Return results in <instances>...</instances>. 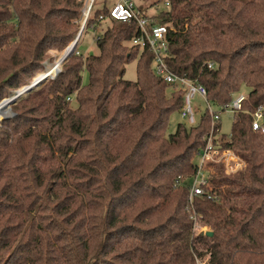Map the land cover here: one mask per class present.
Here are the masks:
<instances>
[{
  "label": "trees",
  "instance_id": "16d2710c",
  "mask_svg": "<svg viewBox=\"0 0 264 264\" xmlns=\"http://www.w3.org/2000/svg\"><path fill=\"white\" fill-rule=\"evenodd\" d=\"M97 1L87 30H101L99 54L73 56L17 101L32 114L0 125V264H264V134L252 126L264 111V0H155L170 8L145 15L169 29V70L203 85L216 110L247 90L231 135L216 133L221 122L215 128L216 145L246 167L226 176L209 165L219 201L195 199L204 235L194 232L188 199L213 118L207 110L166 136L186 91L157 77L153 52L133 45L135 20L110 18L118 0ZM84 2L0 0L5 88L21 89L48 51L68 48ZM134 60L137 80L128 81Z\"/></svg>",
  "mask_w": 264,
  "mask_h": 264
},
{
  "label": "built area",
  "instance_id": "2783aa9c",
  "mask_svg": "<svg viewBox=\"0 0 264 264\" xmlns=\"http://www.w3.org/2000/svg\"><path fill=\"white\" fill-rule=\"evenodd\" d=\"M94 3L95 0H90L86 6L84 12L86 22L90 19ZM165 5L167 8H170L169 2ZM110 18L121 22L135 20L138 23L140 35L133 39V45L139 46L142 49L147 48L153 52L155 56L154 73L157 77L174 88L186 91L184 106L180 114L189 124L195 125L197 122L195 108L192 105L193 99L199 96L207 104L208 112L213 118L212 129L210 135L205 138V147L198 154V162L196 164L197 174L190 180L188 199V212L193 222L194 232L204 235L205 232L200 229L199 216L194 210L195 199L205 197L212 201H219V197L209 188V180L204 174L206 167L211 163H223L231 174L237 173L246 167L245 162L239 156H235L231 150L222 151L216 145V124L221 122V114L224 112L232 113L233 115L242 112L247 95L240 93L228 105L223 106L219 110L214 109L207 98L208 91L203 85L193 82L184 76L176 75L169 70L165 60L169 51V29L166 26L155 25L152 19L142 15L133 0H118L110 10ZM100 19L103 20V16ZM252 117L253 130L261 131L264 134V111L260 109ZM218 132H221V130L217 128L216 133ZM230 160L235 162L233 168H229ZM182 184L183 181L179 179L176 186H181ZM196 262L197 264H208L209 258L205 260L196 259Z\"/></svg>",
  "mask_w": 264,
  "mask_h": 264
},
{
  "label": "rangeland",
  "instance_id": "374dc122",
  "mask_svg": "<svg viewBox=\"0 0 264 264\" xmlns=\"http://www.w3.org/2000/svg\"><path fill=\"white\" fill-rule=\"evenodd\" d=\"M89 1L90 0H85V2H84V7L81 9L80 19L77 22V25H78L77 31H76V34L74 35L73 42L75 41V39L79 35L82 27L85 25V31L83 32L82 38H81V40L79 42V45H78V48H77V51H76V53L74 55L77 58H82L81 56H85L86 57V56H92V55H98L99 54V49H98V46H97V39L99 38V36H101L102 32H101L100 29L87 30V25H88L89 21L86 22L85 15H84L86 6H87ZM95 1H97V0H95ZM105 1L106 0H98L96 2V5L97 6H99L100 4L102 5V2H105ZM114 1H116V0H107L106 2L108 3V7L113 6ZM133 2L137 6V8H139L140 13L142 15H147V16H154V15L158 14L160 11H162V10H164L166 8L165 3H161L157 7L156 6H152V4H153V2H155V0H133ZM107 26H109V24L106 25V27ZM2 34H3L2 36H6L5 39H7L8 36H9L7 33H2ZM1 43H2V41H0V45H1ZM9 51H10V49L7 52H9ZM65 51H66V49L64 51H57V50L48 51L44 61L41 64L42 68L40 70L34 71V77L31 78V79H28L27 84L25 86H23L19 90L10 89L7 86L5 88L3 83H0V104L4 100L15 96L17 94V92H19L22 89H24L25 87L31 85L36 79L40 78L41 76H45L46 74H49V77L46 80V82L48 80H50V79L56 78L58 76V75L56 76V74L59 72V70H60V73L63 70V65L64 64L62 66H60L59 69H57L56 67H57V63L64 56ZM80 54H81V56H80ZM1 57H4V56H1ZM52 68H54V69H52ZM126 69L127 70H126V74H125V79L128 80V81H136L137 80V60H134L129 65H127ZM82 76H83V84L84 85H88V83H89V75H88V72H87L86 69H84V71L82 72ZM2 79L3 78H1L0 80H2ZM242 93L246 94L247 90L243 89ZM28 95L29 94H27L26 96H28ZM71 104H72V107L74 109L77 108V103H75V101L71 102ZM192 105L195 108V112H196L195 115H196L197 122H199L201 117L208 110L207 104L199 96H197L195 99H193ZM5 108L6 109H4V110L6 111V113L3 114L2 117L0 118V125L3 122L4 119L12 118V117L16 116L17 114H32L31 111L28 110V108H30V107H28L26 109H22V110L19 107V109L16 110V107H15V104H14L11 107L7 106ZM1 113H2V108L0 109V114ZM179 123H186V124H188V126L191 125V124H189V122L186 119H184L181 116L180 113H176L171 118L170 126H169L168 133L166 134V136L169 135L170 133H174L176 131L177 125ZM233 123H234V115L232 113H228V112L222 113L221 114V134L230 136L231 133H232ZM232 152H233V154L235 156H238L236 154V152H234V151H232ZM197 162H198V155H197V157L194 160L195 164H197ZM211 164H215V165L221 164V165H223L224 168H225V175L226 176H230V175H235L236 174V173H234V174L229 173L228 168H226L223 163H211ZM211 164H209V165H211ZM209 165L206 167L205 172H204V174L206 175L207 179H209V174H212V168H210ZM234 166H235V162L230 160L229 168H233ZM240 171H238V172H240ZM200 229H201V231L207 232V229L205 227L204 228L201 227Z\"/></svg>",
  "mask_w": 264,
  "mask_h": 264
},
{
  "label": "water",
  "instance_id": "95a60500",
  "mask_svg": "<svg viewBox=\"0 0 264 264\" xmlns=\"http://www.w3.org/2000/svg\"><path fill=\"white\" fill-rule=\"evenodd\" d=\"M84 29V26L82 27L79 35L77 36V38L75 39V41L66 49L64 55L67 53L69 54L72 50H74L75 48V45L78 43V40L82 34V31ZM71 50V51H70ZM70 51V52H69ZM77 49L74 50L73 53H71V55L69 57H65L63 56L62 57V65L65 64L66 62H68L76 53ZM61 65V66H62ZM60 73V70L59 72L56 74V76ZM49 77V74H46L45 76H41L40 78L36 79L31 85L25 87L24 89H22L21 91L17 92V94L9 99H6L4 100L1 104H0V109L3 108V107H11L12 105L16 104L17 101H19L23 96L27 95V94H30L32 93L34 90L38 89L39 87H41L45 82L46 80L48 79ZM207 236H210L212 237L213 236V233L209 232V233H206Z\"/></svg>",
  "mask_w": 264,
  "mask_h": 264
},
{
  "label": "bare ground",
  "instance_id": "6f19581e",
  "mask_svg": "<svg viewBox=\"0 0 264 264\" xmlns=\"http://www.w3.org/2000/svg\"><path fill=\"white\" fill-rule=\"evenodd\" d=\"M85 24H86V23H85ZM84 31H85V25H84V29H83V31H82V34H81V36H80V38H79V40H78V43L75 45L74 50H76V49L78 48L79 42H80V40H81V38H82V35H83V32H84ZM74 50H72V51L70 50L71 52L69 51L70 53H69V54L66 53L64 56H65V57H69V56L71 55V53L74 52ZM62 60H63V59H61V61H62ZM0 118H1V117H0Z\"/></svg>",
  "mask_w": 264,
  "mask_h": 264
}]
</instances>
